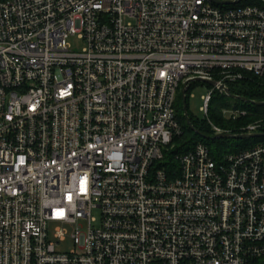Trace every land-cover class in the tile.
<instances>
[{"label":"built area","instance_id":"obj_1","mask_svg":"<svg viewBox=\"0 0 264 264\" xmlns=\"http://www.w3.org/2000/svg\"><path fill=\"white\" fill-rule=\"evenodd\" d=\"M263 72L264 0H0V264H255L264 142L162 162L186 81Z\"/></svg>","mask_w":264,"mask_h":264},{"label":"trees","instance_id":"obj_2","mask_svg":"<svg viewBox=\"0 0 264 264\" xmlns=\"http://www.w3.org/2000/svg\"><path fill=\"white\" fill-rule=\"evenodd\" d=\"M191 85L189 86V88ZM233 95L245 97L254 101H264V72L260 76L247 74L245 79L227 85ZM188 88V90H189ZM188 94V93H187ZM187 99V96H186ZM187 103V101H186ZM188 107V105H187ZM176 118L181 125L182 133L174 137L171 148L165 151L162 165L168 170H174L178 167L175 156L191 150L197 143L207 145L214 156H221L226 152H235L247 149L257 143L264 142V137H255L249 139H214L215 135L212 125L235 134L240 132V126L249 123V121L261 120L260 132H264V106H258L237 99L230 98L224 93L214 90L208 103L206 118L201 122H196L188 110V120L193 127L207 138L197 134L187 124L184 117L181 96H177ZM226 109H243L244 116H238L236 120L227 119L223 110ZM261 117V118H259ZM257 118V119H256ZM229 141H236L234 146H228ZM227 145V146H226ZM255 264H264V257L257 260Z\"/></svg>","mask_w":264,"mask_h":264},{"label":"rangeland","instance_id":"obj_3","mask_svg":"<svg viewBox=\"0 0 264 264\" xmlns=\"http://www.w3.org/2000/svg\"><path fill=\"white\" fill-rule=\"evenodd\" d=\"M67 41L71 46V50L73 51H80L85 45L84 41L78 38L76 35L69 36ZM209 89H210V86H208L207 84L195 82V83H192L191 87L186 92V96H187L186 101L188 105V110L191 114V117L196 122H201L206 118V115L203 111V97L208 93ZM232 113H233V109H228V110L224 109V112H223L224 116L227 119H230V116L232 115ZM249 122H253V121H249ZM235 144H236V141H229V143H227L229 147L234 146ZM55 226L56 225L53 223H50L48 225V231H49V235L51 238H52ZM68 229H69V232H71L72 228L68 227ZM57 248L63 251H67L73 248V243L70 238V233L65 238V240L61 241L58 244Z\"/></svg>","mask_w":264,"mask_h":264},{"label":"water","instance_id":"obj_4","mask_svg":"<svg viewBox=\"0 0 264 264\" xmlns=\"http://www.w3.org/2000/svg\"><path fill=\"white\" fill-rule=\"evenodd\" d=\"M215 3L218 4H236L237 2H239V0H225V1H219V0H211ZM194 82H200V83H206L210 86H215V81L213 80H207V79H201V78H193L190 79L188 81H186L182 88H181V100H182V107H183V113H184V117L187 121L188 126L190 127V129H192L194 132H196L197 134L207 138L206 136L202 135L199 130L195 129L193 127V125H191V123L188 120V107H187V103H186V92H187V87L189 83H194ZM219 90L222 91L226 96L233 98V99H237L240 100L242 102H247V103H251L254 105H258V106H264V101H254V100H250L247 99L245 97H241V96H237V95H233L230 93L229 89L227 86L225 85H219L218 86ZM255 137H264V132H257V133H247V134H235L232 132H221V133H217L213 136L214 139H249V138H255Z\"/></svg>","mask_w":264,"mask_h":264}]
</instances>
